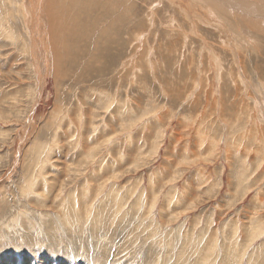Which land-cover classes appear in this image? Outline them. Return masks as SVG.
<instances>
[{"label":"rangeland","instance_id":"374dc122","mask_svg":"<svg viewBox=\"0 0 264 264\" xmlns=\"http://www.w3.org/2000/svg\"><path fill=\"white\" fill-rule=\"evenodd\" d=\"M58 1L0 0V264H264V38Z\"/></svg>","mask_w":264,"mask_h":264},{"label":"bare ground","instance_id":"6f19581e","mask_svg":"<svg viewBox=\"0 0 264 264\" xmlns=\"http://www.w3.org/2000/svg\"><path fill=\"white\" fill-rule=\"evenodd\" d=\"M117 0L114 5H118L119 3L123 2L126 3V0ZM129 1V0H127ZM190 1V0H189ZM200 3L204 8H207L211 11H213L218 17L221 18V22H218V20L216 19V21L218 23H222L224 21H226L225 17L227 18V20L229 21V23L231 24V22H233V24L237 27H244V28H251V30L253 29L254 31L252 32H256V34H259L262 38H264V0H195V2ZM36 2V1H35ZM38 2V1H37ZM58 0H48V7L50 8V10H43V13H47V20L48 17L52 14L56 15L55 13H57L58 11L54 10L55 8L58 9ZM118 2V3H117ZM192 2V1H191ZM98 4H96V7L94 8V11L97 12L98 16L101 18L105 17L108 15L107 14V6L109 3H107L106 1H104V3H102V1H97ZM129 3V2H128ZM39 4V3H38ZM32 6V5H31ZM112 6V8H114ZM195 6V5H194ZM99 7H103V13H98ZM32 8V7H31ZM36 10V9H35ZM34 12V11H33ZM38 12V11H37ZM212 12V13H213ZM70 13V12H69ZM212 13L210 12L209 15H212ZM213 13V15H214ZM37 14V13H36ZM107 14V15H106ZM46 16V14H44ZM101 15V16H100ZM59 16V15H58ZM204 16V15H203ZM236 16V19H233L232 17ZM51 17V16H50ZM208 17V16H207ZM213 17V16H212ZM53 18V17H51ZM50 18V19H51ZM219 18V19H220ZM56 19V18H55ZM238 19V21H237ZM54 20V19H53ZM210 20V19H208ZM213 20V19H212ZM215 20V19H214ZM213 20V23H214ZM43 21V20H42ZM49 21V20H48ZM211 21V20H210ZM54 22V21H53ZM212 22V21H211ZM216 22V23H217ZM227 22V21H226ZM225 23V22H224ZM228 23V22H227ZM228 23V24H229ZM229 24V25H230ZM219 25V24H218ZM48 26L51 28L52 25ZM53 26H56L53 23ZM231 26V25H230ZM63 27V26H62ZM234 27V26H232ZM242 27V28H243ZM236 28V27H235ZM52 29V28H51ZM53 30V29H52ZM57 30V29H56ZM238 30V29H237ZM258 35V36H259ZM53 36V35H52ZM259 36V37H260ZM54 38V37H53ZM260 39V38H259ZM50 44V43H49ZM56 55V54H55ZM60 73V72H59ZM257 73V72H256ZM256 75V74H254ZM256 79V78H255ZM260 107V106H259ZM29 131V130H28ZM94 210V209H93ZM107 212V211H106ZM89 222V221H88ZM201 240V239H200Z\"/></svg>","mask_w":264,"mask_h":264}]
</instances>
